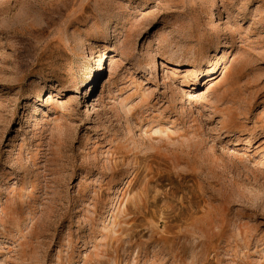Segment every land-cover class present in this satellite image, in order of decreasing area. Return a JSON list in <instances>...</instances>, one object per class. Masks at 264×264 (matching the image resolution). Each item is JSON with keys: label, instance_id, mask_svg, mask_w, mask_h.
I'll return each mask as SVG.
<instances>
[{"label": "rangeland", "instance_id": "obj_1", "mask_svg": "<svg viewBox=\"0 0 264 264\" xmlns=\"http://www.w3.org/2000/svg\"><path fill=\"white\" fill-rule=\"evenodd\" d=\"M214 1L0 0V264H264V0Z\"/></svg>", "mask_w": 264, "mask_h": 264}, {"label": "bare ground", "instance_id": "obj_2", "mask_svg": "<svg viewBox=\"0 0 264 264\" xmlns=\"http://www.w3.org/2000/svg\"><path fill=\"white\" fill-rule=\"evenodd\" d=\"M215 1L214 0H212V5H214L213 3H214ZM199 85V84H198Z\"/></svg>", "mask_w": 264, "mask_h": 264}]
</instances>
